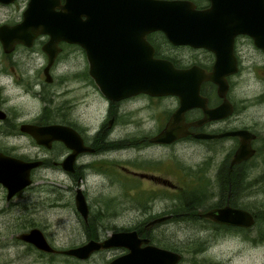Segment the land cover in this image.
Returning a JSON list of instances; mask_svg holds the SVG:
<instances>
[{"label":"flooded vegetation","instance_id":"obj_1","mask_svg":"<svg viewBox=\"0 0 264 264\" xmlns=\"http://www.w3.org/2000/svg\"><path fill=\"white\" fill-rule=\"evenodd\" d=\"M59 1L60 3L64 2V0ZM187 1L191 2L194 11L205 12L206 19L213 16L210 14L209 9L212 6H217V21L214 22L213 20H209L206 24V29L209 30L205 32V35L208 39L201 45L172 43L166 38L165 33L159 29L150 30L144 34L134 20H124L125 18L123 19L122 16H112L107 22H103L99 26L101 31L110 37L109 43L115 46L116 50H120L118 52V58L123 61V63L121 62L122 64H118L119 68L117 69L118 72L116 76L114 75L112 77H115L116 81L120 79V83L123 84L127 82L134 83L133 77L135 76L127 66L135 67L138 70L139 66L146 65L144 63V61H146L144 54L145 42L152 49L148 56L149 59L152 60H147L150 61V66L156 65L152 61L160 58L170 61L175 67L184 68L194 65L207 72H211L214 66H216L219 70L216 71V73L222 71L220 76L224 78L226 83L223 94L219 95L217 93L216 82L209 78L203 79L200 82L198 92L205 98V105L207 108H213L223 103L221 115L205 117L201 123L187 126L188 132L173 141L166 143L152 142L150 138L161 131L172 110L178 104V98L175 95H151L144 92H137L119 99H111L100 90L97 80H100L103 76L107 79L113 72L98 74V67L94 66L95 74L93 75L90 72L91 66H89L86 52L79 43L67 42L60 39L55 43V47L51 49V47L47 45L49 34L38 33L33 37L31 44L27 45L22 42H17L14 44L13 48L8 51L4 49L0 40V65L7 59L13 60L14 62L21 59L22 63H27L30 61L37 62L39 57H43V62L40 66H0V152L24 160H40V163L31 169V179L36 169L52 165L62 169L69 176H76V185L79 186V181L83 179L84 166L88 165L81 162V157L87 153H105L112 147L113 149L116 148V146H125L122 147V149L140 150V148L144 146L151 147V149L157 146H173L175 143L184 140L198 142L203 147L204 161L215 162L217 166H219L214 174L218 181L216 182L217 190L216 192L208 191L206 188L205 191L201 189H195L197 190L195 191L192 188H187L182 192L184 196L181 197H193L194 201L198 202V198L206 197L209 193H216L223 199L220 202L217 201L213 205L207 206L203 210L196 211L194 209L196 211L195 213L190 210L192 206L183 209H185L186 213L190 212L192 214L193 220H204L208 222L207 224L213 229L237 231L249 227L248 233L252 246H263V206L250 210L245 208L252 217V224L248 227L216 222L208 217L199 216V212L205 211L208 208L222 206L225 203H228L230 206H238L234 203H230L229 198L237 196L239 182L241 180L245 181L246 177H248L250 192L252 194L264 192V0ZM27 3L28 0L0 1V14L4 10H11L9 14L4 15L5 18L0 19V26H12L20 22ZM256 8L258 11L263 10V14L257 15ZM250 11H253V13L251 12L252 15L248 17L247 14H249ZM0 17H2V14ZM95 28L97 29V27ZM103 29L105 31H103ZM95 34L97 35L98 32L95 31ZM45 47L50 52L53 50V53L46 51L44 49ZM67 47L74 50L77 49L83 54L85 66H75L76 68L71 74L56 72L55 70L61 58V54ZM18 51H20V57L18 54L15 55ZM13 55H15L14 58ZM138 75L139 73L137 72L136 76ZM73 80H80V85L73 87V85L70 84ZM56 83L57 87H60L58 90L52 87L56 86L54 85ZM80 87L85 88L83 95L88 93L87 87H89L90 92L94 95V99H97L103 105V116L100 122L95 124L91 121L88 125L81 124L80 112L77 111L76 104L82 97L76 96L75 94V90ZM12 88H18L21 92L42 102L39 109L37 111L35 110L36 113L33 117L29 119L20 118L14 111V105H11V96L8 93V89ZM54 95H64L66 98L58 108L50 110L48 104L55 100V97L53 98ZM73 95L74 98L72 99ZM162 99H172L173 106H161L159 102H161ZM66 101H68V103ZM248 103L255 106L256 109L253 110L252 115L250 114L248 117H244L243 114H245V111L243 110ZM52 112L56 113L57 117L53 116ZM202 116L203 112L199 106L188 107L183 111V120L186 122L196 120ZM23 123H32L36 125L58 123L71 127L81 136L83 145L90 147L91 150L78 152L74 157L70 169L64 168L62 162L72 149L62 140L58 139L52 140L50 146L38 143L31 134L21 128V124ZM116 123L122 125L124 128L128 127L129 130L126 132L129 131V134H133L137 137L132 138L131 141H120L118 138L114 140L110 139L109 135L112 133ZM238 128H245L252 134L249 139L252 153L248 158L230 165L232 153L239 143V136L236 134L222 133ZM196 132H204L212 134V136L195 137L192 134ZM213 134L221 135L216 136ZM20 137L30 139L39 149L35 152L26 148L22 149L23 145L19 143ZM114 143L116 144L112 146ZM51 151L52 155L50 154ZM247 162H249L250 168V174L248 176L243 173L244 166H246ZM164 169L166 170L165 173H169L172 170V166L166 164ZM157 171H160L159 165L144 166L137 174L141 179H148L147 182H150L152 179L158 178L159 180V178H161V182H165L169 186H172L171 188H174L175 183L166 177L156 175L154 172ZM225 182L227 183L226 189L224 190L222 189V185H224ZM29 186L30 184L8 198L7 188L0 182V189H3L7 200L16 197ZM151 191L155 193V190L151 189ZM162 212L163 213L160 215L157 213L155 217L163 215H168V217L155 222H150L149 219L141 225L142 229L148 233V228H150L152 224H160L167 219L175 218L172 216H177V212L172 210L169 212ZM83 220L90 229L98 228L99 223L95 222V215H92L90 206L87 219ZM100 224L104 226V223L100 222ZM138 228L139 227L136 225L134 227L117 228L115 230L135 229L137 231ZM137 234L144 236L138 232ZM146 237L149 243L178 252L180 258L176 264H179L182 257L180 251L183 252V249L176 247V245H161L159 241L152 242L148 236ZM97 238L100 239L99 235ZM21 241L33 245L30 242ZM178 242L187 246L188 243H192V239L180 240ZM52 246L56 249H62L54 245ZM109 248H101L99 250H107ZM118 248L121 250V252H119L120 254L125 251L122 247ZM203 250L204 248L198 245L192 249L189 248L188 252L192 253L196 251L198 253ZM46 253L59 252L53 251Z\"/></svg>","mask_w":264,"mask_h":264},{"label":"rangeland","instance_id":"obj_2","mask_svg":"<svg viewBox=\"0 0 264 264\" xmlns=\"http://www.w3.org/2000/svg\"><path fill=\"white\" fill-rule=\"evenodd\" d=\"M10 11L4 10L0 19L5 18L4 15ZM17 54L20 57V51L15 53ZM42 62L43 57H39L37 62L27 63H22L21 59L17 62L7 59L0 66H40ZM84 64L83 54L77 49L67 47L61 54L55 71L71 74L75 66H85ZM80 83V80L70 82L73 87L79 86ZM54 85L56 86L52 87L60 89L57 83ZM87 88L86 95H83L84 87L75 90L76 96L82 97L77 102L76 109L80 112L81 124L88 125L91 121L96 124L102 119L104 107L101 102L94 99L90 88ZM8 93L11 96V105H14V111L20 118L33 117L42 104L18 88L8 89ZM54 97L55 100L48 104L50 110L58 108L66 98L64 95ZM159 104L172 107L173 101L162 99ZM255 109L252 104H246L243 116L252 115ZM52 113L57 117L56 113ZM127 130L128 127L124 128L116 123L109 138L131 141L137 137L129 134V131L126 132ZM19 143L23 145L22 149L26 148L33 152L39 149L34 142L25 137H20ZM122 147L125 146H116L114 149L112 147L105 153H87L81 157V162L88 165L84 166V175L82 181H79V186L88 200L92 215H95L94 221L99 223L97 229L93 228L97 230L99 238L117 228L136 225L142 228L141 225L157 216V213L160 215L162 211L172 210L177 212L176 218L152 224L148 228V235L152 242L159 241L161 245H176L183 249V252L180 251L182 257L179 264H264V245L252 246L249 227L244 231L213 229L204 220H193L192 214L186 213L181 207L180 204H183L181 196H184L182 192L187 188L204 191L207 188L208 191L214 192L217 190L218 181L214 174L219 166L215 162L204 161L203 147L200 143L184 140L173 146H157L153 149L144 146L140 150ZM50 154L52 155V151ZM166 164L172 166L169 173H165ZM152 165L160 166V171L154 173L170 179L175 183L174 188L161 182V178L160 181L156 178L147 182L148 179H141L138 176L137 172L144 166ZM243 173L247 176L250 174L249 162L244 166ZM76 180V176H69L62 169L48 165L36 169L30 186L11 200H7L3 189H0V264H107L111 258L120 254V248L113 247L95 251L86 259H78L62 253L42 252L16 238L20 231L31 226L41 228L47 240L58 248L77 245L93 238L87 234L84 220L75 208ZM226 183L222 185L224 190ZM151 189L155 190V193ZM237 190V196L229 198L230 203L249 210L264 207V192L252 194L248 177L245 181L239 182ZM222 199L216 193H209L206 197L198 198V203L190 210L195 213ZM100 222L104 223V226H101ZM186 239H192V243L184 246L178 242ZM198 245L204 248L202 252H188L189 248Z\"/></svg>","mask_w":264,"mask_h":264},{"label":"water","instance_id":"obj_3","mask_svg":"<svg viewBox=\"0 0 264 264\" xmlns=\"http://www.w3.org/2000/svg\"><path fill=\"white\" fill-rule=\"evenodd\" d=\"M209 10L213 16L206 19V13L194 11L191 2L187 0H64L63 3L59 0H28L20 22L12 26H0V40L7 51L11 50L17 42L31 44L33 37L38 33L49 34L47 45L51 49L60 39L79 43L86 52L89 66H91L90 72L93 75L95 74L94 66L98 67V74L113 72L107 79L103 76L97 80L100 90L111 99H119L137 92L151 95H175L178 98L177 106L172 110L161 131L150 138L155 143H166L187 133V126L199 124L205 117L221 115L223 103L207 108L205 98L199 94L198 89L200 82L209 78L216 82L217 93L222 95L226 87L224 78L220 76L222 71L216 73L219 71L216 66L211 72L194 65L184 68L175 67L170 61L161 58L154 59L155 62H152L156 65L150 66L149 62L152 59L148 56L152 49L145 42L146 61L144 63L146 65L139 66L138 70L127 66L135 76L134 83H120V79L116 81L115 77H112L118 72V64L123 63L118 58L120 50H116L115 46L109 43L110 37L103 33L99 26L112 16H122L124 20H134L144 34L150 30L159 29L172 43L201 45L208 39L205 35V32L209 30L206 29V24L209 20L216 22L218 18L217 6H212ZM251 12L253 13L250 11L247 14L248 17L252 15ZM256 14H263V10L258 11L256 8ZM95 31L98 32L97 35ZM44 49L49 51L46 47ZM49 53H53V50ZM137 72L138 76H136ZM192 106H199L203 116L186 122L183 120V111ZM21 128L31 134L38 143L50 146L52 140L58 139L71 148V152L62 162L64 168L70 169L78 152L91 150L90 147L83 145L81 136L74 129L62 124L23 123ZM227 133L239 136V143L232 153L230 165L248 158L252 153L249 144L252 135L250 131L238 128L222 134ZM192 135L200 138L212 136L204 132H196ZM39 163L40 160H24L0 152V182L7 188L8 198L31 184V169ZM74 202L76 209L86 220L89 206L80 186L75 188ZM199 216L235 226L248 227L252 224V217L248 210L230 206L228 203L199 212ZM166 217L168 215L154 217L150 222L160 221ZM17 238L32 243L42 251L59 252L79 259H86L101 248L122 247L125 249L123 253L111 258L107 264H176L180 258L178 252L149 243L148 238L138 235L135 229L114 230L103 238H89L81 244L62 249L53 247L43 230L37 226L20 231Z\"/></svg>","mask_w":264,"mask_h":264},{"label":"trees","instance_id":"obj_4","mask_svg":"<svg viewBox=\"0 0 264 264\" xmlns=\"http://www.w3.org/2000/svg\"><path fill=\"white\" fill-rule=\"evenodd\" d=\"M198 202L197 201H194L193 197H183V204H180L182 208H188V207H191V206H194L195 204H197ZM233 203V202H232ZM180 208V209H182ZM176 218V216H174ZM31 225V224H30ZM84 225L85 227L87 228V234L90 236V237H94V238H97L98 237V232L97 230H94V229H90L88 227V225L84 222ZM115 230V229H114ZM241 230H245V229H241ZM137 232L141 235H144V236H150L148 235L147 232H145L142 228H138L137 229ZM147 233V234H146ZM152 239V238H151Z\"/></svg>","mask_w":264,"mask_h":264}]
</instances>
